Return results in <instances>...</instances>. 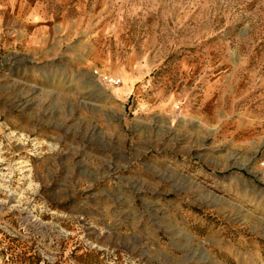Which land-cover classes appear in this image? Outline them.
Wrapping results in <instances>:
<instances>
[{
	"label": "rangeland",
	"instance_id": "rangeland-1",
	"mask_svg": "<svg viewBox=\"0 0 264 264\" xmlns=\"http://www.w3.org/2000/svg\"><path fill=\"white\" fill-rule=\"evenodd\" d=\"M23 1L0 264H264V0Z\"/></svg>",
	"mask_w": 264,
	"mask_h": 264
},
{
	"label": "crops",
	"instance_id": "crops-1",
	"mask_svg": "<svg viewBox=\"0 0 264 264\" xmlns=\"http://www.w3.org/2000/svg\"><path fill=\"white\" fill-rule=\"evenodd\" d=\"M35 4L28 5L23 0H0V31H7L8 23H11L16 34L14 36L15 46L22 44L27 47L25 49H30L29 51L32 52L37 50L36 36L25 33L32 32L39 19V9L35 8ZM11 29L10 27L8 30ZM138 76L134 75L133 80H138ZM134 85L136 86L137 83L135 82Z\"/></svg>",
	"mask_w": 264,
	"mask_h": 264
},
{
	"label": "built area",
	"instance_id": "built-area-1",
	"mask_svg": "<svg viewBox=\"0 0 264 264\" xmlns=\"http://www.w3.org/2000/svg\"><path fill=\"white\" fill-rule=\"evenodd\" d=\"M107 80L109 81V83H111L113 85H119L121 83V80L120 79L107 78Z\"/></svg>",
	"mask_w": 264,
	"mask_h": 264
}]
</instances>
